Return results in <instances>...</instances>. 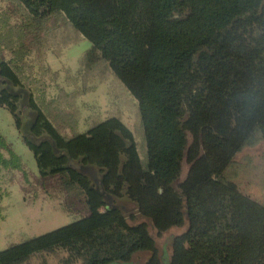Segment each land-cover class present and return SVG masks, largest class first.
I'll return each mask as SVG.
<instances>
[{
	"label": "trees",
	"instance_id": "obj_1",
	"mask_svg": "<svg viewBox=\"0 0 264 264\" xmlns=\"http://www.w3.org/2000/svg\"><path fill=\"white\" fill-rule=\"evenodd\" d=\"M20 1L35 17L64 14L92 44L85 66L109 64L138 102L146 158L117 116L67 138L32 94L18 111L23 83L15 60L0 59V105L40 175L60 176L89 212L1 250L0 264L56 252L59 264H135L141 251L142 264H264V204L226 176L264 139V0ZM6 146L0 133V170L20 160ZM174 227L165 263L157 237Z\"/></svg>",
	"mask_w": 264,
	"mask_h": 264
},
{
	"label": "rangeland",
	"instance_id": "obj_2",
	"mask_svg": "<svg viewBox=\"0 0 264 264\" xmlns=\"http://www.w3.org/2000/svg\"><path fill=\"white\" fill-rule=\"evenodd\" d=\"M91 45L62 13L35 17L20 0H0V59L15 60L12 64L24 86L18 111L32 94L67 138L117 116L133 131L145 160L146 142L138 102L104 59H97L91 66L84 65L85 53ZM18 89L15 88V93ZM22 118L26 121L30 115L23 113ZM0 133L7 145L4 156L10 158L15 153L20 158L16 168L3 166L0 170V251L88 215L84 198L68 191L60 176L40 175L33 151L24 143L13 114L3 105H0ZM187 169L188 164L184 163L180 180ZM226 176L244 194L264 204V139L256 136L237 153ZM117 203L126 214L135 211L126 198ZM169 231L157 237L165 263L170 254L168 239L178 228ZM63 254H45L35 257L32 263L59 264ZM137 254L135 264H142L150 253Z\"/></svg>",
	"mask_w": 264,
	"mask_h": 264
}]
</instances>
